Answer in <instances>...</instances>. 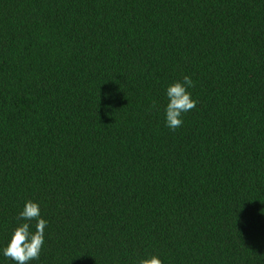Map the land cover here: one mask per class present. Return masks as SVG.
<instances>
[{
    "label": "trees",
    "instance_id": "trees-1",
    "mask_svg": "<svg viewBox=\"0 0 264 264\" xmlns=\"http://www.w3.org/2000/svg\"><path fill=\"white\" fill-rule=\"evenodd\" d=\"M26 199L30 264H264V0H0V245Z\"/></svg>",
    "mask_w": 264,
    "mask_h": 264
},
{
    "label": "clouds",
    "instance_id": "clouds-1",
    "mask_svg": "<svg viewBox=\"0 0 264 264\" xmlns=\"http://www.w3.org/2000/svg\"><path fill=\"white\" fill-rule=\"evenodd\" d=\"M194 82L188 75L182 80L173 81L165 86L164 123L170 130L183 125V114L196 106L188 89ZM47 220L41 215V208L36 201L26 199L17 213L16 223L12 226L7 240L0 245V255L13 264H30L40 256L45 240ZM133 264H162L154 252H144L133 260Z\"/></svg>",
    "mask_w": 264,
    "mask_h": 264
}]
</instances>
